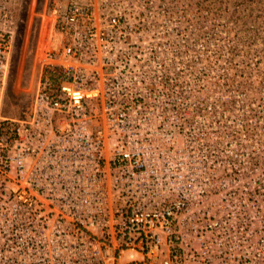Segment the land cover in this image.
<instances>
[{
	"label": "built area",
	"instance_id": "1",
	"mask_svg": "<svg viewBox=\"0 0 264 264\" xmlns=\"http://www.w3.org/2000/svg\"><path fill=\"white\" fill-rule=\"evenodd\" d=\"M172 13L167 0L58 1L18 116L2 110L0 35L6 264H264V219L240 173L184 151L185 122L165 119L180 108L157 103L156 34Z\"/></svg>",
	"mask_w": 264,
	"mask_h": 264
},
{
	"label": "rangeland",
	"instance_id": "2",
	"mask_svg": "<svg viewBox=\"0 0 264 264\" xmlns=\"http://www.w3.org/2000/svg\"><path fill=\"white\" fill-rule=\"evenodd\" d=\"M58 1L0 0V26L10 30L0 33L8 41L7 115H21L31 99ZM167 1L174 13L159 16L157 103L180 108L182 119L165 118L185 122L177 145L240 173L237 184L253 199L246 209L264 219V0Z\"/></svg>",
	"mask_w": 264,
	"mask_h": 264
}]
</instances>
